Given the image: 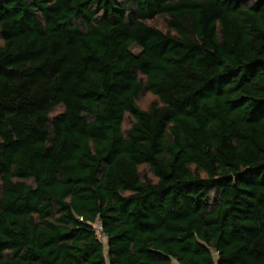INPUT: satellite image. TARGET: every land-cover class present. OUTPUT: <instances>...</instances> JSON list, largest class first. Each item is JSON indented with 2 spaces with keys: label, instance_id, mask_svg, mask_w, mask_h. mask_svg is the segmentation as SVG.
Here are the masks:
<instances>
[{
  "label": "trees",
  "instance_id": "16d2710c",
  "mask_svg": "<svg viewBox=\"0 0 264 264\" xmlns=\"http://www.w3.org/2000/svg\"><path fill=\"white\" fill-rule=\"evenodd\" d=\"M0 37V264H264V0H0Z\"/></svg>",
  "mask_w": 264,
  "mask_h": 264
},
{
  "label": "rangeland",
  "instance_id": "374dc122",
  "mask_svg": "<svg viewBox=\"0 0 264 264\" xmlns=\"http://www.w3.org/2000/svg\"><path fill=\"white\" fill-rule=\"evenodd\" d=\"M153 23L161 28L164 27V22L162 18H157L155 20H153ZM3 43L2 38L0 37V44ZM138 50V48H136V51ZM157 99V97L155 95H153L151 92L147 91V90H142L141 93L139 94V97L137 99L138 104L142 107V108H147L152 102H154ZM132 122V118L130 115H127L125 118V122H124V128H128L130 123ZM140 171L143 175L144 178H148L152 181H156V177L151 173V171L149 170L148 166L146 165H142L140 167ZM0 186H1V181H0ZM96 230L98 231V235L100 237V239L106 243V239L105 237L102 235L101 233V229L99 225H95Z\"/></svg>",
  "mask_w": 264,
  "mask_h": 264
}]
</instances>
